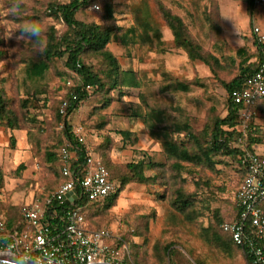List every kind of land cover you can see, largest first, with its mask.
Returning <instances> with one entry per match:
<instances>
[{
    "label": "rangeland",
    "instance_id": "rangeland-1",
    "mask_svg": "<svg viewBox=\"0 0 264 264\" xmlns=\"http://www.w3.org/2000/svg\"><path fill=\"white\" fill-rule=\"evenodd\" d=\"M63 1L0 0V109L12 124L0 125L1 209L40 200L61 182L56 161L46 153L58 154L66 143L60 106L80 78L57 57L41 85H25L23 79L27 63L44 47L49 29L66 32L62 17L49 12L51 2ZM137 1L94 0L77 12L83 21L111 24L107 49L123 73L116 87L104 92L90 88L68 121L74 131L91 129L95 138L90 147L117 170L142 161L143 172L152 178L151 183H128L108 208L88 207L86 224L126 239L130 243L126 264H246L236 247L217 246L213 230L215 217L226 220L234 212L243 174L238 161L232 157H217L214 165L180 161L183 169L176 171L177 160L151 135L145 117L150 107L160 106L171 119L188 121L200 135L214 114L225 115L227 92L222 82L237 72L238 49L250 61L264 54V40L255 31L258 26L264 33V5L256 6L250 15L244 0H147L160 38L150 32V39L142 40L139 30L138 36L130 31L135 26L131 4ZM158 2L179 15L202 52L217 61L192 60L178 47ZM31 27L39 28V33L26 32ZM83 60L93 67H107L94 52H87ZM169 77L190 87L161 92L160 85L168 83ZM250 125L255 150L263 155L264 100L253 108ZM172 136L185 146L190 144L185 132ZM194 195L198 200L184 208L181 199ZM224 237L222 233L217 239Z\"/></svg>",
    "mask_w": 264,
    "mask_h": 264
},
{
    "label": "trees",
    "instance_id": "trees-1",
    "mask_svg": "<svg viewBox=\"0 0 264 264\" xmlns=\"http://www.w3.org/2000/svg\"><path fill=\"white\" fill-rule=\"evenodd\" d=\"M94 0H65L63 2H51L49 4V12L54 16H61L65 24L67 25L66 32L57 33L54 28H50L47 32V40L44 47L38 54L37 58L28 62L25 68L24 83L25 85L39 86L44 79L46 71L49 69L50 63L57 57L63 58L65 66L78 74L80 78L79 85L72 88V91L77 95L76 98L67 96L68 105L66 107V113L61 115L62 122L65 124L64 128V141L73 146L76 149L75 159L71 162L72 169L75 173L81 171L86 165L85 153L82 146L78 145L74 135V129L68 121V116L72 114L79 103L88 96L89 89L94 91H106L108 88L116 87L120 83V75L123 73L117 58L107 49V44L111 40L112 28L111 24L104 25L98 22H86L77 18V12L82 10L90 2ZM247 5V11L252 15L256 6L252 0H244ZM132 12L134 16L135 26L130 27V31L138 36L136 31H140V38L142 40L150 39V32H154L155 36L160 38L159 24L152 15L147 0H138L131 4ZM158 8L161 15L173 34V39L178 47L184 49L188 56L192 60L200 59L208 63L210 60L217 61V59L211 54L205 55L200 44L190 34L183 19L173 13L168 7L158 2ZM107 15L109 19H112V8H107ZM261 48V43L259 44ZM258 48V47H257ZM259 51V50H258ZM87 52H94L99 54L102 59L107 63V67L98 68L88 65L84 62L83 57ZM240 55L238 62V68L235 75L227 80L223 81V86L227 92L226 98V114L219 115L214 114L210 118V122L204 127L197 135L193 132L192 127L188 121L173 120L169 117L168 113L160 106H152L146 112L145 123L146 126L154 137L158 138L162 144L164 152L176 159L173 163V168L176 171L183 169L180 161H191L192 163H211L214 165L217 157H232L238 161L241 149L238 147H232L221 142V138L230 132L237 126V106L232 100L231 92L234 89L242 88L247 79L252 76L259 68L263 54L260 52L259 58L255 61H250V56L246 52L239 48L237 51ZM230 62H235L234 57L230 58ZM89 89H86V86ZM190 86L187 82L173 79L169 77V81L166 84L160 85V91L164 92L168 89L181 88L187 90ZM27 105V100L24 101ZM0 125H12L6 121L5 115L0 109ZM173 132H185L190 137V144L185 146L183 143H179L172 136ZM254 130L252 125L248 127L246 134L249 141V148L255 150L256 140L253 135ZM126 135V132H123ZM47 158L56 161L58 176L61 178V182L57 188L63 183L64 178L61 173V167L63 165L60 153L48 151ZM100 156V154H99ZM101 157V156H100ZM102 161L108 167L111 180L117 183V189L115 192L108 196L97 199L89 200L83 194L79 186H76L78 192V199L76 205L82 206V212L85 220L87 208H96L100 210V207L108 208L114 200L119 196L120 192L125 188L128 183L140 182L151 183L152 178L145 175L143 172V162H129L125 166L124 171H119L112 166L106 159L101 157ZM242 178L245 176V169H241ZM240 180V182H241ZM239 182V183H240ZM119 183V184H118ZM239 186V184H238ZM56 188V189H57ZM238 188V187H237ZM55 190V189H54ZM52 190V191H54ZM49 194V193H47ZM45 194L40 200L33 199L35 202H42ZM198 198L194 196H185L181 199L184 208L188 206L191 201L194 202ZM103 201V202H102ZM180 202V203H181ZM102 203V205H100ZM24 203L14 206H1L6 214L7 227L12 228L15 223L20 219V210ZM239 209L236 204L234 206V212L231 217L237 216ZM224 220L221 217H215L213 221V230L216 236L217 246L222 249H228L236 247L241 251L244 260L247 261L248 257L244 250L237 247L231 242L229 234L223 232L221 224ZM87 222V221H86ZM96 230H106L105 228H92ZM225 235L224 240L217 239V236ZM123 237V236H122ZM124 238V237H123ZM124 241L128 242L126 239ZM121 241H115V247L117 248L121 257L127 258V255L122 250ZM128 259V258H127Z\"/></svg>",
    "mask_w": 264,
    "mask_h": 264
},
{
    "label": "built area",
    "instance_id": "built-area-1",
    "mask_svg": "<svg viewBox=\"0 0 264 264\" xmlns=\"http://www.w3.org/2000/svg\"><path fill=\"white\" fill-rule=\"evenodd\" d=\"M255 6L264 5V0H252ZM260 40L264 33L256 26ZM90 87L87 85L86 89ZM76 98L74 91L70 92ZM231 97L237 106V126L221 138V142L241 149L239 165L245 169V176L236 191V206L239 213L221 224L229 234L231 242L244 250L246 264H264V156L249 148L246 131L253 108L264 100V54L258 70L250 76L242 88L234 89ZM68 101L64 100L60 112L66 113ZM62 127L65 124L62 122ZM76 142L82 146L86 165L75 173L71 162L76 149L67 142L60 147L63 165V183L47 194L42 202L33 199L24 203L20 219L12 228L7 227L6 214L0 208V253L9 251L19 259L32 260L39 264H126L115 247V240L121 241L122 250L129 253L130 243L115 237L110 230H96L86 224L82 206L76 205L78 192L89 200L108 196L117 189L111 180L108 167L90 147L95 135L91 129L78 128L74 131ZM76 191L74 203L66 196Z\"/></svg>",
    "mask_w": 264,
    "mask_h": 264
},
{
    "label": "water",
    "instance_id": "water-1",
    "mask_svg": "<svg viewBox=\"0 0 264 264\" xmlns=\"http://www.w3.org/2000/svg\"><path fill=\"white\" fill-rule=\"evenodd\" d=\"M68 197V202L73 204L74 199H76V191H70L66 195ZM0 264H39L38 262H34L32 260H22L17 257L16 254H13L9 251H4L0 253ZM92 264H109L106 262H95Z\"/></svg>",
    "mask_w": 264,
    "mask_h": 264
},
{
    "label": "clouds",
    "instance_id": "clouds-1",
    "mask_svg": "<svg viewBox=\"0 0 264 264\" xmlns=\"http://www.w3.org/2000/svg\"><path fill=\"white\" fill-rule=\"evenodd\" d=\"M39 28L37 27H31V28H28L26 29V32L32 34V35H37L39 33Z\"/></svg>",
    "mask_w": 264,
    "mask_h": 264
},
{
    "label": "crops",
    "instance_id": "crops-1",
    "mask_svg": "<svg viewBox=\"0 0 264 264\" xmlns=\"http://www.w3.org/2000/svg\"><path fill=\"white\" fill-rule=\"evenodd\" d=\"M263 156H264V154H263ZM239 167L241 168V169H244V168H242L240 165H239ZM224 232V231H223ZM244 258V257H243ZM245 261V260H244ZM245 263H246V261H245Z\"/></svg>",
    "mask_w": 264,
    "mask_h": 264
}]
</instances>
